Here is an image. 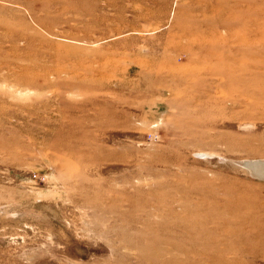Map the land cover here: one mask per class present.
Masks as SVG:
<instances>
[{
	"label": "rangeland",
	"instance_id": "1",
	"mask_svg": "<svg viewBox=\"0 0 264 264\" xmlns=\"http://www.w3.org/2000/svg\"><path fill=\"white\" fill-rule=\"evenodd\" d=\"M251 163L264 0H0V264H264Z\"/></svg>",
	"mask_w": 264,
	"mask_h": 264
},
{
	"label": "bare ground",
	"instance_id": "2",
	"mask_svg": "<svg viewBox=\"0 0 264 264\" xmlns=\"http://www.w3.org/2000/svg\"><path fill=\"white\" fill-rule=\"evenodd\" d=\"M262 165L261 164H259V163H251L250 164V167L251 168H253L255 171L254 172H256V174H263L262 176H264V166L263 167H261ZM256 168V169H255Z\"/></svg>",
	"mask_w": 264,
	"mask_h": 264
}]
</instances>
